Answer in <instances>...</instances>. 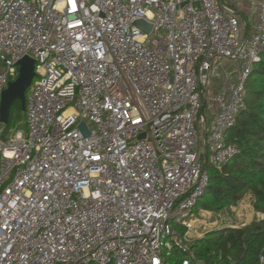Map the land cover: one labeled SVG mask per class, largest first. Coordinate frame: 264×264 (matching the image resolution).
<instances>
[{"label":"built area","instance_id":"obj_1","mask_svg":"<svg viewBox=\"0 0 264 264\" xmlns=\"http://www.w3.org/2000/svg\"><path fill=\"white\" fill-rule=\"evenodd\" d=\"M263 54L264 0H0V264H213L193 248L205 165L238 153L227 134Z\"/></svg>","mask_w":264,"mask_h":264},{"label":"trees","instance_id":"obj_2","mask_svg":"<svg viewBox=\"0 0 264 264\" xmlns=\"http://www.w3.org/2000/svg\"><path fill=\"white\" fill-rule=\"evenodd\" d=\"M246 85V105L227 134L238 153L221 167L205 165L210 181L198 207L219 211L251 194L255 211L264 214V54L254 64ZM24 115L21 102L16 101L6 127ZM193 248L198 257L213 264H264V218L210 231L197 239Z\"/></svg>","mask_w":264,"mask_h":264},{"label":"rangeland","instance_id":"obj_3","mask_svg":"<svg viewBox=\"0 0 264 264\" xmlns=\"http://www.w3.org/2000/svg\"><path fill=\"white\" fill-rule=\"evenodd\" d=\"M246 15V14H245ZM242 19V17H241ZM248 20V31L249 35H251L252 29V21L247 17ZM241 31L242 33L245 32V26L241 24ZM215 62L217 67H222L223 69L229 68L228 60L225 57L216 56ZM224 65V66H223ZM231 71V70H230ZM206 114L209 115V110L206 109ZM15 124H13L14 126ZM20 127L26 130L27 132V125L23 123ZM203 208L202 216H199L200 219L203 221L200 223V231L205 233V235L213 230H219L224 227L228 226H242L245 224L251 223L257 216V212L253 206V199L251 198V194H248L243 201L238 203L237 205H232L228 208H224L222 210H213L204 207H199V210ZM210 237L213 234L209 235ZM169 263L171 264H178L177 256L173 255L169 258Z\"/></svg>","mask_w":264,"mask_h":264},{"label":"water","instance_id":"obj_4","mask_svg":"<svg viewBox=\"0 0 264 264\" xmlns=\"http://www.w3.org/2000/svg\"><path fill=\"white\" fill-rule=\"evenodd\" d=\"M137 26L151 33L154 27L153 22L146 18L136 19L134 22ZM19 75L15 80L9 82L8 87L3 91L1 101V121L8 125L11 118L12 106L16 101H20L23 110L26 109L27 90L36 76V60L26 55L18 61ZM207 100H204L202 114L205 116V107ZM145 137V135H143Z\"/></svg>","mask_w":264,"mask_h":264},{"label":"crops","instance_id":"obj_5","mask_svg":"<svg viewBox=\"0 0 264 264\" xmlns=\"http://www.w3.org/2000/svg\"><path fill=\"white\" fill-rule=\"evenodd\" d=\"M216 84H217V86L219 87V88H225L226 87V82H224V81H222V80H218L217 82H216ZM214 86H215V84H214ZM217 87V88H218ZM215 88V87H214ZM251 198H252V196H251ZM253 199V198H252Z\"/></svg>","mask_w":264,"mask_h":264}]
</instances>
